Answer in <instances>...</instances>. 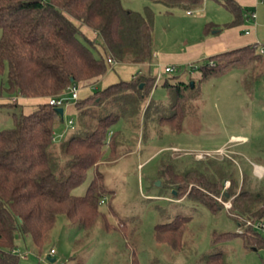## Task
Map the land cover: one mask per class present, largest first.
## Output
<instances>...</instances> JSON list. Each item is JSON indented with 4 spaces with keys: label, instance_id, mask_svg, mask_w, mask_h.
Here are the masks:
<instances>
[{
    "label": "trees",
    "instance_id": "16d2710c",
    "mask_svg": "<svg viewBox=\"0 0 264 264\" xmlns=\"http://www.w3.org/2000/svg\"><path fill=\"white\" fill-rule=\"evenodd\" d=\"M150 1L188 11L201 8L206 0ZM214 1L230 13L231 19L223 24L206 22L205 34L241 25L253 10L236 0ZM258 48L253 43L211 55L195 70L204 78L246 62H262L264 56ZM153 52L151 20L126 8L121 0H0V74L7 66L5 91L17 97L46 98L30 112H12V126L0 130V264H20L13 252L17 248L16 235H29L37 250L42 251L47 233L60 214L85 233L99 217L106 232L115 229L100 211L101 198L112 195L113 190L105 186L99 164L105 156H118L120 130L111 127L120 115L110 112L94 122L74 126V132L59 143L67 158L64 174L54 157L56 142L52 139L63 118L47 99L63 94L72 83L104 75L111 68L108 57L118 63H150ZM155 81L150 69L135 73L129 80H118L78 97L74 105L81 109L129 96L145 98ZM162 84L174 87L176 98L171 105L173 112L159 116L157 121L180 132L185 116L184 91L189 86L182 81L172 85L166 79ZM13 104L18 103H1ZM90 168L93 175L84 193H73ZM161 174L175 196L184 195L212 212L222 208L214 196L233 197L229 214L242 231L214 234L213 243L238 235L246 248H264V229L245 225L246 220L264 222V187L246 185L243 176L238 189L237 181L230 177V185L222 191L224 176L214 179L198 170L174 174L166 167ZM189 220V216L176 214L167 222L155 224L156 240L179 249ZM119 230L125 231L124 222ZM205 262L224 264L222 252L209 255ZM128 264H139L134 250Z\"/></svg>",
    "mask_w": 264,
    "mask_h": 264
},
{
    "label": "rangeland",
    "instance_id": "374dc122",
    "mask_svg": "<svg viewBox=\"0 0 264 264\" xmlns=\"http://www.w3.org/2000/svg\"><path fill=\"white\" fill-rule=\"evenodd\" d=\"M121 1L126 8L151 20L153 47L162 52H180L186 42L198 37L204 23L222 24L231 16L214 0H206L192 13L150 0ZM259 6L255 9L256 12L258 9L256 22L259 27L256 41L258 46H264V3ZM251 25V19L241 24L248 30ZM172 66L175 70L168 73L162 72V65L150 66L158 80L145 98L129 96L126 100H110L81 109L71 101L63 106V120L55 130L62 128L64 135L55 141L54 157L59 171L64 174L67 158L60 151L59 143L74 132L65 125L66 121L72 118L76 126L85 121L94 122L110 112L120 115L111 127L121 130L118 156L114 159L105 156L99 164L105 186L113 190L112 195L103 197L100 211L115 229L106 232L99 217L90 232L85 233L77 223L60 214L40 252L29 235H16L17 248L28 253L26 259L19 258L20 264H128L132 250L139 264H206V258L215 252H222L224 264H264V248H246L238 235L212 242L214 234L242 231L229 214L233 197L228 198L231 207L227 209L223 202L228 199L221 194L214 196L222 208L212 212L200 203L187 200L184 195L175 196V190L164 183L166 177L161 174L165 167L174 174L198 170L214 179L224 176L230 181L233 177L238 189L243 176L246 185L264 187V60L246 62L204 78L197 70L189 72L182 66ZM164 79L172 85L182 81L189 86L184 91L185 116L180 132L157 121L159 116L173 112L171 105L176 98L174 87L163 86ZM6 80L7 66L0 74V130L12 126V112H30L23 110L20 104L1 105L2 101L11 102L9 99L14 96L5 91ZM77 83L79 97H85L87 80ZM103 84L99 81L94 88L100 89ZM37 99L43 102L46 98ZM219 148H225V154L198 159L191 153H183L187 150L213 152ZM256 166L260 167V172ZM92 175L90 168L84 181L72 192L83 194ZM190 187L191 184L186 191ZM176 214L190 217L179 249L157 241L154 235L155 224L167 222ZM123 222L125 231H120ZM50 249L54 250L50 255L55 258L54 262L47 259Z\"/></svg>",
    "mask_w": 264,
    "mask_h": 264
},
{
    "label": "crops",
    "instance_id": "0c3cea01",
    "mask_svg": "<svg viewBox=\"0 0 264 264\" xmlns=\"http://www.w3.org/2000/svg\"><path fill=\"white\" fill-rule=\"evenodd\" d=\"M236 1L240 5L251 8L253 10H255L257 7L260 8L259 5L264 3V0H236ZM257 17H258V9L256 12V19ZM230 19H231V16L227 18L223 23L229 21ZM256 19H255V22H253V25L250 26L249 30L245 29V27L241 25H238L234 27L224 28L219 32H215V30H212L210 34L204 33L203 31V26L205 24L204 23L200 28V33L198 37L193 39V41L186 42L185 46L181 50H179L180 52H176V51L175 52H170V51L162 52L161 50H159V48H155L153 52L155 53V55H152L153 60L150 63H128V62L118 63L116 62L111 66L110 69L107 70V72L104 75L87 80L88 85L86 86V89L88 91L87 92L85 91L86 93L85 95L90 94L93 90L97 89L94 87L96 83L99 81L102 82V84L104 83L102 86L103 88L118 80H129L135 73H139V72L146 73L147 70L150 69V66L154 64H158L162 66L174 64V65L182 66L184 67L185 70L189 71V69H187V67H189L188 65H197L211 55L224 52L226 50L234 49L237 47H241L244 45H248V44L256 43L258 45L256 39H258L259 27L256 22ZM246 30L248 32H245ZM113 71L114 73H112ZM193 71H196V70H193ZM157 80L158 78L156 76V82ZM3 102H7V101H2L1 103ZM40 102L41 101L37 98L36 99L25 98L22 100L18 98V100L16 101V103L23 106V110H27V111L33 110L35 108L36 103H40ZM55 131L57 133H62L61 131L63 130L62 128H58V130H55Z\"/></svg>",
    "mask_w": 264,
    "mask_h": 264
},
{
    "label": "built area",
    "instance_id": "2783aa9c",
    "mask_svg": "<svg viewBox=\"0 0 264 264\" xmlns=\"http://www.w3.org/2000/svg\"><path fill=\"white\" fill-rule=\"evenodd\" d=\"M188 13H192V10H188L187 11ZM246 19H251L253 22H255V19H256V12L255 10H251L250 12H248L246 15H245ZM245 32H248L247 30ZM259 52L261 54H264V46H259ZM153 55H155V53H153ZM108 62L113 65L114 63H116V61L114 59H112L111 57H108L107 58ZM197 68L196 65H189V70L190 71H193ZM175 70V67L172 66V65H165L162 67V72H173ZM158 78V76H157ZM79 97V86H78V83H72L70 86L67 87L66 91L63 93V94H60V95H57V96H52V97H49L47 99V101L52 104V105H55L57 107H62L64 105H68L71 102H74L75 100H77ZM11 102H16L18 100V97L17 96H12L10 99H9ZM66 126L68 127H71V129H73L74 127V120L72 118H69L66 123H65ZM63 135V132L62 133H57V132H53V137L52 139L54 141H56L58 139V137H61ZM174 151H177L178 149L176 148H173ZM224 150L225 148H219L217 149L216 151H213V152H204V151H185L183 153H191L193 154L196 158L198 159H201V158H204V157H207V156H213V155H219V154H225L224 153ZM230 185V181L228 179H225L224 182H223V185H222V191H224L225 189L228 188V186ZM101 203L104 202V199L101 198L100 200ZM223 205L224 207H226L227 209H229L231 207V200L228 199L227 201H224L223 202ZM245 225H250V226H253L254 228H258V229H264V222L262 221H252V220H246L245 221ZM239 228V227H238ZM238 232H241V229H237ZM13 252L17 255L18 258H22V259H26L28 257V253L27 252H24V251H21L19 248H14L13 249ZM54 253V250L53 249H50V252H49V256L50 255H53ZM38 257L40 258V253L37 254Z\"/></svg>",
    "mask_w": 264,
    "mask_h": 264
},
{
    "label": "water",
    "instance_id": "95a60500",
    "mask_svg": "<svg viewBox=\"0 0 264 264\" xmlns=\"http://www.w3.org/2000/svg\"><path fill=\"white\" fill-rule=\"evenodd\" d=\"M190 84L193 85V82H190ZM139 87L141 88L142 84H140ZM56 110L60 113V115H63V108L62 107H57ZM173 192L175 193V191H173ZM47 259H48L49 262H54L55 261V258L51 257V256H48Z\"/></svg>",
    "mask_w": 264,
    "mask_h": 264
},
{
    "label": "bare ground",
    "instance_id": "6f19581e",
    "mask_svg": "<svg viewBox=\"0 0 264 264\" xmlns=\"http://www.w3.org/2000/svg\"><path fill=\"white\" fill-rule=\"evenodd\" d=\"M256 169H258V172H260V171H261V169H260V167H259V166H257V167H256Z\"/></svg>",
    "mask_w": 264,
    "mask_h": 264
}]
</instances>
